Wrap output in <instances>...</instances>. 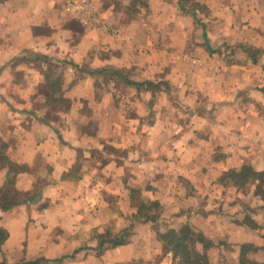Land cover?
Returning <instances> with one entry per match:
<instances>
[{
    "label": "crops",
    "instance_id": "obj_1",
    "mask_svg": "<svg viewBox=\"0 0 264 264\" xmlns=\"http://www.w3.org/2000/svg\"><path fill=\"white\" fill-rule=\"evenodd\" d=\"M92 2L118 33L63 0H0V150L26 166L0 164V264H173L158 232L184 224L211 263L243 243L264 261L256 182L222 179L264 168V0ZM51 64L70 107L45 103ZM145 80L157 86L131 83ZM133 190L157 218L133 216ZM116 227L124 241L101 246Z\"/></svg>",
    "mask_w": 264,
    "mask_h": 264
},
{
    "label": "trees",
    "instance_id": "obj_2",
    "mask_svg": "<svg viewBox=\"0 0 264 264\" xmlns=\"http://www.w3.org/2000/svg\"><path fill=\"white\" fill-rule=\"evenodd\" d=\"M196 5L200 7L198 3H192L191 6L196 8ZM131 83L137 87L150 85L155 88L157 86V84L146 80L143 82L132 81ZM60 84L61 78L59 76H54L51 66H49L46 70L45 91L42 92L45 98V103L55 104L61 102L64 107H69V100L65 98L61 92H59L61 89ZM4 146L5 144L0 138V149ZM7 162L9 163V168L13 170L14 173L26 169V166L23 164L8 161L5 154L0 150V164ZM222 179L230 181L237 187H243L247 183L255 181V194L259 195L264 201V168L262 170H255L251 165L244 164L239 169L233 168L225 171L222 175ZM132 192L136 193L137 191L133 190ZM12 194L13 192H11V189L7 188L2 192L1 198L2 200H8L9 198L7 197ZM14 195L15 197L17 196L16 193ZM19 199L16 197V199H10L9 202H16ZM0 203H2L3 208H6L5 202L2 201ZM159 211L160 204L158 201H146L139 198L136 200V211L133 216L142 219L154 220L157 218ZM252 224L253 226H256L254 222H252ZM5 236L6 232L3 229H0V242ZM158 237L163 243L165 252L171 255L173 264H212L207 256V249L211 246V241L202 232L192 229L188 224H184L178 229L170 228L165 232H158ZM101 238V246L105 242L118 244L124 241L118 236L107 238L105 233L101 235ZM252 249H256V246L252 243H243L240 245L239 264H264V261H258L247 255L248 251ZM44 261H46L45 258L38 257L33 260H23L20 264H45Z\"/></svg>",
    "mask_w": 264,
    "mask_h": 264
},
{
    "label": "built area",
    "instance_id": "obj_3",
    "mask_svg": "<svg viewBox=\"0 0 264 264\" xmlns=\"http://www.w3.org/2000/svg\"><path fill=\"white\" fill-rule=\"evenodd\" d=\"M63 7L86 27L118 33V30L96 11L92 0H63Z\"/></svg>",
    "mask_w": 264,
    "mask_h": 264
},
{
    "label": "rangeland",
    "instance_id": "obj_4",
    "mask_svg": "<svg viewBox=\"0 0 264 264\" xmlns=\"http://www.w3.org/2000/svg\"><path fill=\"white\" fill-rule=\"evenodd\" d=\"M187 2V1H186ZM139 3V2H138ZM134 6V8H136L135 7V5H133ZM197 6V5H196ZM196 8H199L198 6L196 7ZM52 66H51V70H52V72L54 73V74H62V73H64V70H63V68H59V67H57L56 65H54V64H51ZM61 78V77H60ZM101 85H100V90H103L104 88H105V86H107V82H106V80H102V82L100 83ZM60 87L62 88V81H61V84H60ZM137 87V86H136ZM137 88H144V89H146V88H148V89H154L152 86H150V85H142V86H139V87H137ZM62 94V93H61ZM65 97V96H64ZM65 98H67V97H65ZM68 100H69V103H70V105H69V107L71 106V104H72V100L70 99V98H67ZM130 196H131V198H132V200H133V204L136 206V200L137 199H139L140 198V194L138 193V192H136V193H132V194H130ZM261 198V197H260ZM160 212H161V206H160V211H159V214H160ZM246 222V225L248 226V227H256V226H253V224H252V221L250 220V219H247V218H245L244 219ZM118 227V226H117ZM116 227V230L115 229H112V231H110L109 229H105L103 232H102V234L101 235H103L104 233L106 234V237L107 238H112V237H115V236H117L116 234L117 233H119V232H121L122 230V227H120V228H117ZM167 231V230H166ZM201 232V231H200ZM218 243H221V240L218 242ZM231 243V242H230ZM211 245H212V241H211ZM241 245V244H240ZM254 245V244H253ZM254 246H256V249H252V250H249L248 251V253H247V255L249 256V257H253L254 258V253L257 251V249L258 248H260V247H258L257 245H254ZM208 250V249H207ZM232 253H227V255H225V256H222V259H219V263H217V264H239V254H240V249H239V253H238V255H231ZM208 256V255H207ZM261 256V255H260ZM262 256H264V254L262 255ZM255 259V258H254ZM210 261V260H209ZM259 261V260H258ZM212 264H214V263H212Z\"/></svg>",
    "mask_w": 264,
    "mask_h": 264
}]
</instances>
